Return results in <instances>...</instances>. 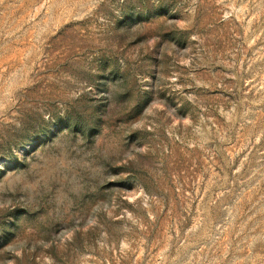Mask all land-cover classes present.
Instances as JSON below:
<instances>
[{"label":"rangeland","instance_id":"374dc122","mask_svg":"<svg viewBox=\"0 0 264 264\" xmlns=\"http://www.w3.org/2000/svg\"><path fill=\"white\" fill-rule=\"evenodd\" d=\"M0 264H264V0H0Z\"/></svg>","mask_w":264,"mask_h":264}]
</instances>
